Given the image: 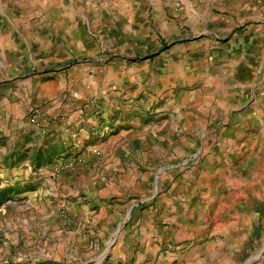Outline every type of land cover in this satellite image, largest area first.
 Instances as JSON below:
<instances>
[{"label": "crops", "instance_id": "crops-1", "mask_svg": "<svg viewBox=\"0 0 264 264\" xmlns=\"http://www.w3.org/2000/svg\"><path fill=\"white\" fill-rule=\"evenodd\" d=\"M229 2L234 10L250 12L241 0ZM23 6L29 15L17 19L10 0H0V83L11 79L9 58L17 56L46 55L55 60L58 72L22 81V94L11 83L0 89V137L8 146L14 144L26 133L22 129L29 108L40 106L43 129L32 126V138L49 139L56 151L85 162L56 181V214L63 207L71 220L64 231L56 217L49 234L56 264H221L226 254L233 260L248 257L261 242L256 230L243 235L242 226H234L226 240H206L199 229L203 208L190 206L186 191L175 186L159 198L152 195L153 207L140 210L131 204L123 210L116 202L145 191L150 171L128 169L115 153L143 128L139 114L167 109L174 87L188 105L183 89L195 81L200 86L215 70L217 84L230 89L228 97H238L233 89L253 91L261 82L250 84L246 76L256 72L253 61L262 60L252 44L257 32L250 27L243 36L215 42L213 32L231 27L229 20L205 14L198 20L173 17L167 0H24ZM72 59L74 64L62 66ZM35 60L32 67L39 63ZM6 150L0 145V152ZM98 150L101 160L94 155ZM263 211L264 204L259 213ZM101 248L105 257L98 259ZM255 254L249 261L263 257L264 264V246Z\"/></svg>", "mask_w": 264, "mask_h": 264}, {"label": "rangeland", "instance_id": "rangeland-1", "mask_svg": "<svg viewBox=\"0 0 264 264\" xmlns=\"http://www.w3.org/2000/svg\"><path fill=\"white\" fill-rule=\"evenodd\" d=\"M23 1L10 0L12 17L20 19L29 15ZM103 1L111 4L113 0ZM177 1L183 9L176 8ZM241 1L250 9L247 15L244 8L234 10L229 0H167L173 17L183 15L198 20L205 14L229 20L231 27L220 33L213 32L218 37H213L215 42H226L227 36L234 34L243 36L252 27L257 32L252 34V44L262 60L253 61L256 72L246 78L250 84L261 83L253 91L231 90L238 94L234 100L228 97L230 89L217 84L213 70L210 77L200 82L202 88L195 81L194 86L183 89L188 94L183 99L188 105L181 103V89L174 87L167 109L156 111L154 108L139 114L143 128L115 156L125 161L130 170L147 168L150 184L140 194L116 203L123 210L131 204L143 210L154 206V201L149 199L152 195L159 198L175 186L176 190L186 191L190 206L203 208L205 217L199 229L205 232L206 240H226L228 230L234 226H242L243 235L256 230L258 238L261 236V242L248 257L233 260L226 254L221 264H262L263 257L249 260L264 246V211L259 213L264 204V0ZM259 3H263L261 8L257 7ZM92 33L98 38L95 29ZM258 37L262 40L257 41ZM52 43L51 40L44 42L45 45ZM9 59L13 65L11 79L0 83V89L11 83L9 86L18 94L23 93L22 81L36 75L47 79L58 72L55 60L46 55ZM35 59L39 63L32 67L31 61ZM0 63L4 64L3 58ZM74 63L72 59L62 66ZM3 80L4 74L0 73V81ZM29 110L24 117L29 130L22 129L26 133L9 146L4 143L5 137H0V145L7 148L0 152V264H56L52 257L56 248L49 234L56 227V217L63 222L60 223L62 230L67 231L71 225L63 207L56 214V181L82 167L75 164L65 169L66 164L77 159H70L71 155L64 150L56 151V144L49 139L32 138L35 132L30 129ZM1 125L10 131L9 124L2 122ZM96 158L101 160L102 154ZM57 166L64 169L58 177H53L52 170ZM104 251L105 248L99 249L98 259L105 257Z\"/></svg>", "mask_w": 264, "mask_h": 264}, {"label": "built area", "instance_id": "built-area-1", "mask_svg": "<svg viewBox=\"0 0 264 264\" xmlns=\"http://www.w3.org/2000/svg\"><path fill=\"white\" fill-rule=\"evenodd\" d=\"M175 6L177 9H183V5L180 2H175ZM28 117H29V122L30 124L36 128V129H41L44 123V112L42 110V107L40 106H33L30 108L29 113H28ZM100 152L97 151L95 152L96 156H100ZM84 160L83 159H77V162L75 161H71L69 164H66L65 169H71L72 167L75 166V164H79V165H84ZM64 169L61 166H57L52 170V176L53 177H58V175L60 174L61 170Z\"/></svg>", "mask_w": 264, "mask_h": 264}]
</instances>
